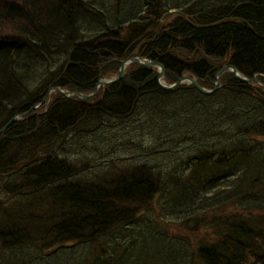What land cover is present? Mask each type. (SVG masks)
<instances>
[{
    "label": "trees",
    "instance_id": "1",
    "mask_svg": "<svg viewBox=\"0 0 264 264\" xmlns=\"http://www.w3.org/2000/svg\"><path fill=\"white\" fill-rule=\"evenodd\" d=\"M231 1L127 0V9L123 0H0V129L52 85L91 93L132 55L161 64L171 83L191 72L213 88L226 65L264 83V0ZM171 9L187 18L161 22ZM157 75L133 64L90 102L57 94L47 112L0 135V264H199L212 255L216 264H264V145L249 141L264 136L263 87L227 73L213 96L193 86L168 92ZM138 121L156 147L164 132L219 146L195 153L189 144L187 172L177 150L167 165L156 151L147 161L103 163L97 132H128ZM123 136L121 146H133ZM247 156L261 159L252 178ZM214 206L224 218L207 245L195 250L180 233L176 243L164 234L169 247L151 245L156 215L170 223L193 215L195 227Z\"/></svg>",
    "mask_w": 264,
    "mask_h": 264
},
{
    "label": "rangeland",
    "instance_id": "2",
    "mask_svg": "<svg viewBox=\"0 0 264 264\" xmlns=\"http://www.w3.org/2000/svg\"><path fill=\"white\" fill-rule=\"evenodd\" d=\"M124 2H125L126 8L129 9L128 8L129 2H127V0H124ZM85 32H88V31L86 30ZM56 66L57 65H55L54 67ZM101 93H102V88L97 92V94L100 95ZM52 97H55V96L52 95ZM96 100H98V98ZM95 102L96 101L91 102V104ZM44 109H45V105L39 108V112H42ZM140 125H142L141 121L130 122L128 125H124L123 127V129H128L129 131L123 132V133L116 132V130L109 131V132L107 131L102 132L100 130L99 132H97L98 134L100 133V135H102V138H103L102 146L104 147V149H106L104 153L107 154V157L103 159L102 162L106 163V160L109 161L113 159H119V160H124V161L131 160L135 162L147 161V160H150V154L156 151V158L159 157L162 160V162L165 165H167L172 157V153L174 152V150H177L175 152V155L178 158L175 164H178L182 169H184L187 172L189 165L185 167V163L183 161L189 155V148H188L189 144L194 143V141L196 142L195 153H198L204 145L206 146L207 150L211 151L210 153H213L214 150L217 149L219 146L218 140L216 139L205 141L201 137H197V139H193V140L189 139L185 141L184 140L176 141L177 137L172 136L169 139H167L168 141L166 140L160 146L156 147L154 143H151L153 138L149 134V131L144 128H140L139 127ZM181 134L182 132L178 133L177 135H181ZM123 135H126V138H127L126 141L133 143V146H130V145L125 146V147L121 146V141L122 142L124 141ZM114 138H118V143L115 142ZM258 139H260L261 142H263L262 145H264V136L262 138L258 137ZM252 140L256 141V139H251V138L249 141H252ZM77 149L79 150V148ZM94 155H98V153H95ZM212 155L214 156L215 154H212ZM260 162H261V159L259 157H251V156L246 157V161L243 164L245 165V171L249 178H252ZM226 181H232V180L228 178V179H223V181L221 182H226ZM215 191H216V188L213 190H210L208 196L209 197L213 196V192ZM226 191H230V188L226 189ZM172 196H174L173 193H172ZM177 196H179V194ZM13 199H15L16 201H22L21 199H18V198H13ZM215 207L216 206H214L213 209ZM219 208L220 206H217L214 210H211L205 214L199 215V216L205 215L208 218L205 220L204 224L195 226V227H193V225H195V222H196L193 220L195 218V216L193 215H190L188 217L184 216L183 219H179L174 223L164 222L160 219V215H156L155 223H154L155 238L151 242V245L156 249L159 248V250L162 249L164 246L169 247V245H166L163 241L164 234L168 236L170 241L172 240L173 243H176L174 239V235L178 236L179 233L190 237V239L188 240L195 243L193 244L195 245L194 246L195 250L199 246L207 245L209 243L208 242L209 239H211L210 235L213 233V231L210 230V227L215 225L214 220H216L218 217H220L221 219L224 218V216L217 215V213L219 212ZM235 214L239 215V219H242L245 215H248L246 213H241V212H235ZM181 223H186L191 226L183 227V226H180ZM168 226L169 228H165ZM165 229H167L168 232L164 231ZM218 235L219 236L221 235V233H219V230H218ZM147 247H148V242H144L143 247H142L143 252L141 253V255L150 258L151 253ZM175 249L176 251H178L180 247H175ZM194 253L196 254V252ZM58 256L59 254L54 256V258H58ZM199 264H203V263H199Z\"/></svg>",
    "mask_w": 264,
    "mask_h": 264
},
{
    "label": "water",
    "instance_id": "3",
    "mask_svg": "<svg viewBox=\"0 0 264 264\" xmlns=\"http://www.w3.org/2000/svg\"><path fill=\"white\" fill-rule=\"evenodd\" d=\"M174 15H182V16H185L183 13H180V12H170L168 14H166L164 16V20L166 18H169V17H172ZM129 62H135V63H139L141 65H146V66H153V67H157L160 69V73H159V77H158V83H159V86L161 89L163 90H169V91H173L175 90L177 87L181 86L182 84H192L199 92H201L202 94H205V95H211L214 91L217 90V85L219 84V81H220V77L228 72V71H232L235 75V77L237 79H239L240 81L242 82H245V83H253V82H257V79L255 78H247L245 76H243L235 67L233 66H227V67H224L223 69H221L218 74H217V80H216V86L214 87V89H212V91H209V90H206L205 88H203L195 78H192V77H185V76H182L176 83L172 84V85H165L163 84V80L165 79V70L163 68V66H161L160 64L158 63H154V62H147V63H144L141 61L140 58H132V59H126L125 61H123L122 63V66L116 76L115 79H112L108 82H101V84H107V83H113V82H117L119 81L122 77H123V74H124V70L127 66V64ZM55 90V88L53 89ZM52 90H49L46 98L44 99V101H46L49 97V94ZM64 95L67 96V98L69 99H74V98H78L80 100H87L89 99L90 97H92V95H87V94H84V93H79V92H75V93H71V92H62ZM96 92H94L95 94ZM22 115H17L15 118H13L8 124H6L4 126V128H2L0 130V133H2L3 131H5L11 124H13L14 122L17 121L18 118H20ZM29 118V117H28Z\"/></svg>",
    "mask_w": 264,
    "mask_h": 264
},
{
    "label": "bare ground",
    "instance_id": "4",
    "mask_svg": "<svg viewBox=\"0 0 264 264\" xmlns=\"http://www.w3.org/2000/svg\"><path fill=\"white\" fill-rule=\"evenodd\" d=\"M72 92H77V91H73V90H72Z\"/></svg>",
    "mask_w": 264,
    "mask_h": 264
}]
</instances>
